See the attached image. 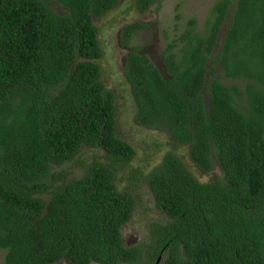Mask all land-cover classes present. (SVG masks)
<instances>
[{
    "label": "trees",
    "instance_id": "16d2710c",
    "mask_svg": "<svg viewBox=\"0 0 264 264\" xmlns=\"http://www.w3.org/2000/svg\"><path fill=\"white\" fill-rule=\"evenodd\" d=\"M57 1L61 12L48 0H0L3 264H264V0H217L202 28L191 17L163 50L164 73L133 43L146 23L121 28L139 123L190 159L168 150L147 173L133 168L166 220L130 246L122 227L135 197L117 179L135 149L117 131L94 21L119 0ZM162 1L134 4L145 12ZM83 147L98 153L81 175L55 171ZM217 165L206 181L193 172Z\"/></svg>",
    "mask_w": 264,
    "mask_h": 264
},
{
    "label": "rangeland",
    "instance_id": "374dc122",
    "mask_svg": "<svg viewBox=\"0 0 264 264\" xmlns=\"http://www.w3.org/2000/svg\"><path fill=\"white\" fill-rule=\"evenodd\" d=\"M217 0H163L161 8L156 5L142 12L135 8V0H119L118 4L109 12L94 18L99 29L98 37L103 50V56L97 60L101 68L102 79L107 88L115 95L118 119V133L135 149L131 167L118 172V183L121 189H129L135 197V208L131 219L123 225L122 236L126 245L146 244L151 242V224L166 220V215L157 208L154 195L144 181H135L130 177L133 168L147 173L158 164L165 152L174 150L185 157L187 149L183 146L175 147L167 133L150 129L141 125L137 119V105L130 86L124 75V63L127 48L120 43V31L124 24L136 20L143 21L146 26L138 30L133 43L140 45L142 50L164 73L163 50L168 43L178 36L188 26L191 17L196 18V25L202 28L210 9ZM57 11L64 9L57 0H48ZM233 9V6L230 10ZM231 15L227 16L220 30V38L226 32ZM211 66L209 63L208 67ZM221 68H215V75ZM227 84L232 81L223 77ZM97 149L83 147L77 156L55 167L57 173H64L65 177L81 175L83 166L94 158ZM193 172L200 180L212 179L214 174H221L219 165L212 173L204 174L193 168ZM5 250L0 249V264L4 263ZM59 264H67L65 261ZM140 264H147L146 262Z\"/></svg>",
    "mask_w": 264,
    "mask_h": 264
},
{
    "label": "flooded vegetation",
    "instance_id": "af4514ba",
    "mask_svg": "<svg viewBox=\"0 0 264 264\" xmlns=\"http://www.w3.org/2000/svg\"><path fill=\"white\" fill-rule=\"evenodd\" d=\"M129 246H130V245H129ZM158 263H159V262L157 261L156 264H158ZM67 264H73V263L68 262Z\"/></svg>",
    "mask_w": 264,
    "mask_h": 264
}]
</instances>
